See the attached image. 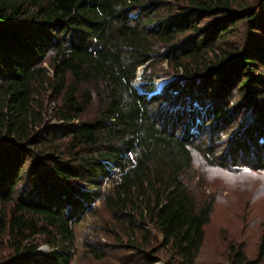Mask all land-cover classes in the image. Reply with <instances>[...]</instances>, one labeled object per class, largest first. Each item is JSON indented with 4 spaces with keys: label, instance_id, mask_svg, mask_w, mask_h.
I'll return each instance as SVG.
<instances>
[{
    "label": "trees",
    "instance_id": "1",
    "mask_svg": "<svg viewBox=\"0 0 264 264\" xmlns=\"http://www.w3.org/2000/svg\"><path fill=\"white\" fill-rule=\"evenodd\" d=\"M243 22L264 38L252 0H0V264H71L99 200L125 245L154 262L153 225L168 264H194L214 207L193 153L264 171V41L227 42ZM161 60L181 76L158 89ZM261 227L257 258L231 245L228 264H264Z\"/></svg>",
    "mask_w": 264,
    "mask_h": 264
},
{
    "label": "rangeland",
    "instance_id": "2",
    "mask_svg": "<svg viewBox=\"0 0 264 264\" xmlns=\"http://www.w3.org/2000/svg\"><path fill=\"white\" fill-rule=\"evenodd\" d=\"M252 1L254 5H260L264 9V0ZM205 21L203 19L201 22ZM231 32L233 34L228 37L227 42L238 49L245 50L253 42L264 41L261 35L250 31L246 22L239 23ZM148 69L147 73L154 77L158 89L159 85L164 86L163 80L170 82L181 76L165 60L152 62ZM258 71L264 73V68ZM146 77L144 67H141L135 82L138 88L146 82ZM45 119L60 132L62 123L53 115H47ZM188 180L198 199L210 198L214 207L210 222L204 228L203 244L194 264H228L231 245H236L250 259H256L264 221V171L211 166L206 164L201 155L193 153ZM108 186L109 183L106 182L103 185ZM93 205L91 214L74 226L75 245L71 264H168L170 255L166 249L160 248L162 234L153 225H148L147 228L154 235V246L145 251L155 252L154 262L145 258L142 252L125 245L128 243L127 236L122 230L114 231V226H108L107 223L112 219L102 200ZM48 250L49 246L41 241L39 253L43 254ZM100 252L103 256L98 257Z\"/></svg>",
    "mask_w": 264,
    "mask_h": 264
},
{
    "label": "water",
    "instance_id": "3",
    "mask_svg": "<svg viewBox=\"0 0 264 264\" xmlns=\"http://www.w3.org/2000/svg\"><path fill=\"white\" fill-rule=\"evenodd\" d=\"M168 80H163L164 83H166ZM162 85H159V89L162 88Z\"/></svg>",
    "mask_w": 264,
    "mask_h": 264
}]
</instances>
